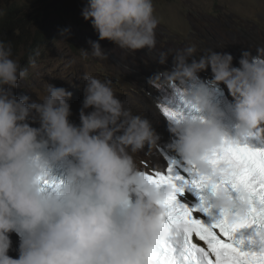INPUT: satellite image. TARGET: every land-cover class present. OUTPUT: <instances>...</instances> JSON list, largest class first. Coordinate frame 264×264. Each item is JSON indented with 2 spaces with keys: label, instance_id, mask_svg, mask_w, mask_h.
Segmentation results:
<instances>
[{
  "label": "clouds",
  "instance_id": "9594fccd",
  "mask_svg": "<svg viewBox=\"0 0 264 264\" xmlns=\"http://www.w3.org/2000/svg\"><path fill=\"white\" fill-rule=\"evenodd\" d=\"M154 13V0H88L81 11L99 40L133 53L156 49ZM99 40H89L82 54L106 59ZM195 52L194 45L161 51L158 62L172 55L173 65H163L172 69L154 74L150 83L157 105L173 98L177 107L185 102L206 113L170 125L176 138L167 147L207 173L204 156L226 136L223 113L211 102L214 92L229 90L234 98L233 139L264 141V46L257 55L244 51L239 67L230 53L209 50L197 58ZM26 74L11 45L0 40V264H155L153 254L171 231L159 203L166 190L151 184L135 160L146 147L158 146L152 122L124 106L110 79L85 75L75 124L69 119L72 93L62 86L49 84L40 100L17 96ZM177 89L183 100L171 96ZM67 158L64 179L42 189L40 178ZM205 196L216 209L234 204L223 188ZM13 232L20 236L16 257L9 255Z\"/></svg>",
  "mask_w": 264,
  "mask_h": 264
},
{
  "label": "rangeland",
  "instance_id": "374dc122",
  "mask_svg": "<svg viewBox=\"0 0 264 264\" xmlns=\"http://www.w3.org/2000/svg\"><path fill=\"white\" fill-rule=\"evenodd\" d=\"M34 1L0 0V16L5 8L13 4H20V16L31 15ZM87 3L88 0H78L73 11L57 16L62 22L61 30L70 29L67 36L62 35L58 40L45 42L35 48L26 40L13 56L19 59L21 67L27 72L20 80V87L15 89L17 96L27 94L34 100H40L48 94L49 84L62 86L72 93L69 101L72 114L69 119L75 124L80 122L85 75L101 80L110 79L114 93L124 106L133 114L148 118L147 114L150 110L153 112L154 107L145 101L144 78L149 73L153 74L158 65H173L172 55L167 59L169 63L162 65L158 62L161 51L194 45L197 58L209 50L226 52L233 56V65L237 66L244 51L257 55L256 48L264 46V0H154V15L159 21L156 49L152 52L147 48L138 49L134 53L120 49L108 39L99 40L91 21L81 15ZM203 37L207 41H202ZM89 40H99L108 53L106 59L94 57L90 51L87 56L82 54L81 48H90ZM205 71L211 69L200 72ZM167 141L169 137L158 144L172 151L167 147ZM139 154L152 165H164L157 147H146ZM9 255L12 256L11 249Z\"/></svg>",
  "mask_w": 264,
  "mask_h": 264
},
{
  "label": "snow or ice",
  "instance_id": "6c2138e0",
  "mask_svg": "<svg viewBox=\"0 0 264 264\" xmlns=\"http://www.w3.org/2000/svg\"><path fill=\"white\" fill-rule=\"evenodd\" d=\"M177 92L182 99L179 89ZM158 107L175 123L181 122L186 110H195L185 102L181 107L165 103ZM161 153L167 161L165 166L140 162L146 168L142 173L147 180L166 190L159 203L171 231L153 254L155 264H264V143L256 147L225 136L204 156L207 173L196 164H180ZM40 179L42 189L50 190L52 182ZM188 187L198 193L208 188L214 193L223 188L231 194L234 204L218 209L216 215L211 211L213 205L200 194L199 202L190 207L178 199V194L182 195ZM249 226L256 228L259 250H244L234 240L238 229Z\"/></svg>",
  "mask_w": 264,
  "mask_h": 264
},
{
  "label": "trees",
  "instance_id": "16d2710c",
  "mask_svg": "<svg viewBox=\"0 0 264 264\" xmlns=\"http://www.w3.org/2000/svg\"><path fill=\"white\" fill-rule=\"evenodd\" d=\"M77 5L78 0H36L31 15L20 16V4H13L0 16V40L11 45L13 56L26 40L32 48L58 40L62 22L57 16L73 11Z\"/></svg>",
  "mask_w": 264,
  "mask_h": 264
},
{
  "label": "bare ground",
  "instance_id": "6f19581e",
  "mask_svg": "<svg viewBox=\"0 0 264 264\" xmlns=\"http://www.w3.org/2000/svg\"><path fill=\"white\" fill-rule=\"evenodd\" d=\"M158 63V62H157ZM167 63H169V61H167ZM163 65V64H162ZM171 65V64H170ZM161 67V68H160ZM158 67V71L154 72L153 74H148L146 75V77L144 78V82H143V87H144V97H145V101L146 103L152 105L154 107V111L152 112L151 110L149 111V113L147 114V117L148 119L152 122V126L153 128L155 129V131L157 132V134L159 135L160 139L158 142H160L162 139H168L169 137V141L171 140V138L173 137V133L170 132V125H172L174 122L173 121H170L167 117H165L162 112L160 111V108L158 107L157 105V98L156 96L158 95V92L157 90L152 86V84L150 83V77H152L154 74L156 73H163L165 71H169V69L171 68H168V67H163V66H160ZM236 67H239V64L236 66ZM153 68V67H152ZM156 69V68H155ZM143 81V80H142ZM215 85V83H214ZM171 96L172 97H178L180 94L177 93V92H170ZM229 94V92H228ZM225 95L222 94V93H219L218 96H217V99H222L224 98ZM229 97L231 99H233V97L230 96L229 94ZM234 100V99H233ZM236 124L237 122H230L229 125H228V130L231 132V133H234L236 134ZM227 137V135H226ZM175 136L172 138V141H167L165 143H171L175 140ZM157 147V150L159 152V156L161 157L162 161L164 162V165H166V161L162 155L161 152H163L165 155H167L168 153L172 154L174 153V151H169L167 149L164 148L163 145H160L158 144ZM139 154V153H138ZM135 154V160H136V163L137 165L140 164V160L141 159H144L142 157H140L141 154ZM144 154V153H143ZM138 155V156H137ZM69 162V161H68ZM147 162L149 164H151L148 160ZM152 165V164H151ZM64 166V165H63ZM11 235V240H12V247H11V254L13 257H16V254H18V245H19V239H18V236L13 232L10 234ZM11 256V255H10Z\"/></svg>",
  "mask_w": 264,
  "mask_h": 264
},
{
  "label": "flooded vegetation",
  "instance_id": "af4514ba",
  "mask_svg": "<svg viewBox=\"0 0 264 264\" xmlns=\"http://www.w3.org/2000/svg\"><path fill=\"white\" fill-rule=\"evenodd\" d=\"M195 34H196V33H195ZM199 34H201V35L203 36L202 33L199 32ZM206 39H207L206 37H203V40H202V41H207Z\"/></svg>",
  "mask_w": 264,
  "mask_h": 264
}]
</instances>
